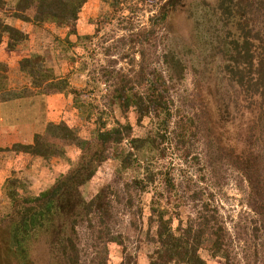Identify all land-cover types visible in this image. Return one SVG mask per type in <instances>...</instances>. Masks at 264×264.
Listing matches in <instances>:
<instances>
[{"label": "trees", "instance_id": "trees-1", "mask_svg": "<svg viewBox=\"0 0 264 264\" xmlns=\"http://www.w3.org/2000/svg\"><path fill=\"white\" fill-rule=\"evenodd\" d=\"M100 1L101 18L97 25L103 28L112 17L111 11L123 10L122 4L132 14L138 10V3L153 2ZM14 2L13 11L5 12L12 20L42 28L52 24L56 30L64 29L67 43L72 36L77 37L79 44H86L91 38L77 34L79 15L88 0ZM156 3L160 4L155 12L148 8L150 13L154 12L149 19V30L138 36L141 43L148 45L147 52L156 53L162 47V68H153L148 74L139 75L136 83L120 74L115 75L113 69L104 71L102 92L105 94L101 99L105 108L89 103L86 109L79 89L71 85L74 79L83 80L79 77L87 68L86 61L63 78L55 77L53 71L43 65L44 57L40 55L23 59L20 70L29 80V87L14 98H6L8 68L0 63V97L6 95L0 98V103L36 95H63L73 98L72 105L81 112V118H91L94 112L98 115V127L88 139H82L78 129L68 122H49L29 144L18 143L10 149H0V152L39 157L45 163L54 158L67 160L68 149L78 150L67 173L60 174L35 196H19L14 190V182L7 180L6 185L10 184L5 190L7 205L0 215V230L4 229L0 238L5 240L0 242L5 250H0V260L4 257L10 264H35L32 250L43 241L49 264H83L87 258L84 253L89 249L92 252L89 264H108L107 245L121 242L119 236L112 233L119 213L116 209L122 206L129 214H134L131 222L136 226L135 215H143L142 198L152 189L147 236L155 249L148 256V264H206L202 252L212 258L220 257L225 264H242L229 259L227 234L218 212L202 196L197 198L201 200V211H195L194 216H186L183 220L184 194L178 191L170 167L158 168L153 162L166 157L169 148L165 145L170 143V138L178 150L199 136L209 145V153L216 152V149L212 150L214 131L220 123L217 120L213 124L212 112L209 114L205 102H199L198 112L194 105L189 112L174 109L171 91L181 85L189 71L198 76L208 68H221L228 75L229 82L236 84L247 98L259 100L257 118L258 121L264 119V0H155L153 6ZM4 4L0 0V7ZM176 22L186 27L184 34H173L172 26ZM26 35L15 26L0 21V40L7 37L9 51L24 44ZM250 104L256 105L257 102L251 101ZM116 108L124 113L135 111L136 124L141 127L144 120H149L144 134L135 135L129 119L125 122L117 120L114 117ZM175 115L179 122H175ZM109 122L112 124L108 127ZM110 150L112 154H109ZM223 151L215 154L225 156ZM230 151L228 149V155H233L230 158L239 164L250 184L255 196V210L261 212L259 185L262 177L264 179V147L262 151L251 148L248 152ZM106 162L117 165V186H101L91 199H87L83 194L84 187ZM157 183L160 192L155 189ZM85 238L87 243H84ZM100 242H104L102 248Z\"/></svg>", "mask_w": 264, "mask_h": 264}, {"label": "rangeland", "instance_id": "rangeland-1", "mask_svg": "<svg viewBox=\"0 0 264 264\" xmlns=\"http://www.w3.org/2000/svg\"><path fill=\"white\" fill-rule=\"evenodd\" d=\"M5 2L0 8V21L8 24H17L18 29L26 33L27 41L18 47L15 53H9L5 50L6 39L0 43V51L4 56L0 58L8 68L9 90L6 95L0 98H14L23 89L29 87V80L20 70V61L30 58L32 55L44 57L43 65L53 71L55 77L69 76L71 71L79 67L81 62H87L86 70L80 75L78 81H71V85L79 89L83 97V105L86 107L89 103L100 109L105 108L101 95H104L102 76L104 71L112 70L115 75H122L126 79L136 81L139 75L148 74L153 69L162 68L160 47L156 53L147 52L148 45L141 43L139 33H146L150 28V17L156 11L158 5L138 3V10L129 13L125 5H121L123 10L111 11V19L103 28L97 25L99 13L101 11L100 0H88L83 7L77 23V34L90 36L86 44H79L77 37L69 38L70 43L65 41L67 32L64 29L56 30L52 24L42 27H36L25 24L18 20H12L5 13H11L14 7V0H2ZM212 2V0H208ZM11 3V4H8ZM135 2L132 3L134 5ZM144 4L146 7H143ZM156 6V8H155ZM148 8L154 12H149ZM11 9V10H10ZM92 21H96L95 24ZM14 22V23H13ZM176 22L172 26L173 34H184L186 27ZM77 42V43H76ZM258 47V44H256ZM65 48H69L65 51ZM4 49V51H3ZM5 51H7L5 53ZM259 53L258 50L255 52ZM7 54V55H6ZM73 59V60H72ZM6 61V62H4ZM228 75L217 66L211 67L206 72L195 76L189 71L181 85L171 91V99L174 102V109L189 112L194 105L195 110L199 111V102H205L209 114L213 115V124L219 120L220 126L215 127L214 147L212 150L223 151L222 155L209 153V146L202 140V137H195L186 144L175 149L174 141L170 138V143L165 147L169 148L166 157L157 158L153 165H167L172 171L175 184L180 194H184V214L185 217H192L197 211H201L202 197L207 201L210 207L218 212L222 227L226 230L228 245L227 253L229 259L242 264H264V179L260 181V204L261 212L256 211L253 205V196L250 184L238 165L233 162L232 154L228 155V149L231 153L233 149L237 152H248V148L262 151L264 147V119L258 121V101L257 99L247 98L242 90L235 84L229 82ZM101 91V92H100ZM24 103L34 102L42 106L43 117L38 120L37 125L33 127L36 133H41L49 122L59 123L68 122L79 131L82 139H88L91 133L98 127L96 124L97 113L94 112L91 118H81L78 110L73 107V98L71 96L55 95L50 97L30 96ZM251 101L257 104H250ZM87 109V107H86ZM116 108L114 117L122 122L131 121L134 126V134L141 136L144 134L149 120H144L142 127L136 124L135 111L125 112ZM46 115V116H45ZM175 115V122L179 118ZM112 124L109 122L108 127ZM249 128H253L249 130ZM38 131V132H37ZM27 133V130H26ZM24 132V136H25ZM256 143V145H253ZM12 147V145H11ZM9 147L8 149H10ZM260 151V152H261ZM1 153V152H0ZM78 150L71 148L67 150L68 159H51L45 163L39 157L30 158L24 154L14 157L12 152H3L0 154V215L7 205L6 182L11 179L14 182V190L21 197L35 196L45 190L60 175L67 173L70 168L69 163L77 158ZM109 154H112L110 150ZM6 157V158H5ZM231 157V158H230ZM194 158H197L195 160ZM114 162L104 163L98 170L96 176L90 183L84 187L83 194L87 199H91L101 186L116 185L117 167ZM4 182V183H3ZM156 184V190L160 192ZM122 186V182L120 184ZM5 188V189H4ZM120 188V187H118ZM151 193L145 195L143 215H135L137 225H133L131 218L134 214L121 206L115 219L112 233L119 236V243L108 244V264H148V256L154 252V244L148 240V217L149 203L153 196ZM259 198V197H257ZM163 200L166 195L163 194ZM137 202V201H136ZM255 203V200H254ZM253 205V206H252ZM196 211V212H195ZM4 230V229H3ZM3 230H0L3 231ZM154 229L152 230V232ZM86 234V238H87ZM84 239V243L86 242ZM0 241H5L0 238ZM35 245L32 250V259L35 264H49V256L44 243ZM0 242V250H5ZM4 244V243H3ZM104 242H100V248ZM83 248L85 244L82 245ZM88 249V248H87ZM101 251V249H97ZM87 258L83 264H89L92 257L90 249L85 252ZM206 264H225L220 257H209L206 252H202ZM0 264H10L9 260L1 257Z\"/></svg>", "mask_w": 264, "mask_h": 264}, {"label": "crops", "instance_id": "crops-1", "mask_svg": "<svg viewBox=\"0 0 264 264\" xmlns=\"http://www.w3.org/2000/svg\"><path fill=\"white\" fill-rule=\"evenodd\" d=\"M13 26L18 28L16 23L13 24ZM1 39L4 40L5 38ZM1 42L2 40H0V43ZM5 48V50L8 51H5V53L7 52L8 55L9 53H15V51L18 50L16 48L14 51H9L7 49V45L5 46ZM3 56L4 53L0 51V58H2ZM24 100L25 99H20L0 103V149H8L9 147H11V145L18 143L29 144L32 141L33 136L37 134L35 130L32 129L40 120H42V118H44L42 116L44 113L42 110V106L39 107V105L34 102H30L29 104L24 103ZM24 132L26 134L25 136ZM3 152L4 151H2L1 153ZM19 155L14 154V157H18ZM0 167L2 168V166Z\"/></svg>", "mask_w": 264, "mask_h": 264}]
</instances>
